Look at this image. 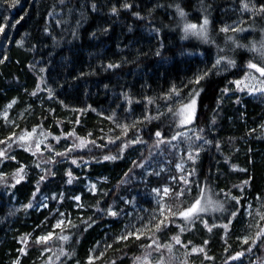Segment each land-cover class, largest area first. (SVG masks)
I'll return each instance as SVG.
<instances>
[{
    "label": "trees",
    "instance_id": "1",
    "mask_svg": "<svg viewBox=\"0 0 264 264\" xmlns=\"http://www.w3.org/2000/svg\"><path fill=\"white\" fill-rule=\"evenodd\" d=\"M263 39L264 0H0V139L16 118L59 145L39 170L8 148L0 191L27 205L0 201V264H264V91L235 85ZM149 192L158 217L124 236Z\"/></svg>",
    "mask_w": 264,
    "mask_h": 264
},
{
    "label": "rangeland",
    "instance_id": "2",
    "mask_svg": "<svg viewBox=\"0 0 264 264\" xmlns=\"http://www.w3.org/2000/svg\"><path fill=\"white\" fill-rule=\"evenodd\" d=\"M260 47L262 49L260 50V52H258V57L260 61L264 63V39L260 43ZM260 69H264V67H255L251 69V71H249L245 77L236 81L235 83L236 88L241 95H255L259 92L264 91V75L261 74ZM193 100H195V98L190 100V104L187 103L184 105V109H185L184 120L186 121H190V118L194 111L195 104L192 105ZM11 106L12 103L10 104L7 103L6 105H4L0 110V116L3 115L7 118V116H9V112L12 109ZM16 115L17 112L15 113V116ZM15 119L16 118H14L11 122L12 129H10V131L0 139V142H3V144L0 145V152L3 153V155H0L2 158L0 159V165H2L9 157L13 158L14 160L15 157H13L11 154L14 155L16 151L11 149L8 150V148L11 147L12 143L17 144V148L28 149L31 153L41 154L40 156H36V159H34L35 165L37 166L38 170L40 169L38 165H41L42 168L44 165L49 164L50 160H53L55 157V155L53 154V150L59 147L58 142L56 145H54L55 143L51 144L47 142L49 137H52L51 136L52 134L48 135V132H45L42 129H38L36 127L27 130L23 129V131L17 132L19 121ZM183 132H186V129ZM56 136L57 135L53 134V140H57ZM21 165H24L25 167L19 166L18 168L14 169L11 172L13 176L12 178L15 181L20 180L21 178H24V176H26V165L24 163H21ZM159 167L164 168V164L159 165ZM178 170L181 171L182 170L181 167L178 168ZM35 171L37 170L34 169L33 172ZM2 174L3 171L2 169H0V176ZM93 185L94 184L91 182L90 187L93 188ZM5 194H6V189H2L0 191V201L3 200L6 203V205L9 207V209L12 210L13 214H17L22 208H24V206L27 205V203H24L22 201L14 202V200H12L11 202H9L6 199ZM76 197H79V195H76L74 199L76 202L80 203V197L79 199H76ZM198 201L199 203L197 204V209L200 206L201 200L198 199ZM196 203L197 201H195L193 204ZM46 204H47L46 197H43L39 202L38 207H44L46 206ZM193 204H191L190 206H188L187 208L183 209V211L180 212H184L187 209L191 208ZM207 205H208L207 200H204L201 208L206 210L205 207ZM131 207L132 209L136 210V213H135V217L132 218L128 223H126L121 229V234H123L124 236H128L132 233L140 232L144 228V226L148 225L153 220H155L161 211V205L159 203L157 195L156 193L153 192L141 193V194L135 193L133 195ZM209 208L210 209L212 208L211 204L209 205ZM249 210H250V206H247L245 211L248 212ZM263 214H264V209H262L259 212L260 216H262ZM63 219L64 217L56 220L55 226L58 227L63 221ZM50 235H51L50 232L47 234L38 235L37 240L45 237L47 238ZM103 247H105V244L101 240L99 241L97 240V242H95L94 245H92L90 248L89 257L90 258L96 257L100 252H102Z\"/></svg>",
    "mask_w": 264,
    "mask_h": 264
},
{
    "label": "snow or ice",
    "instance_id": "3",
    "mask_svg": "<svg viewBox=\"0 0 264 264\" xmlns=\"http://www.w3.org/2000/svg\"><path fill=\"white\" fill-rule=\"evenodd\" d=\"M113 11H115V9H113ZM180 14L183 15V12L181 11ZM205 24H207V20H205ZM188 27H190V28H194L195 25H189ZM250 67H256V66H255V65H250ZM260 71H261V74L264 75V69H260ZM194 104H195V100L192 101V105H194ZM159 135H160V134L157 133V136H159ZM0 155H3V153L0 152ZM107 158H108V157H106V159H107ZM154 191H158V190H154ZM163 191H164L165 194H167L168 189H164ZM76 199H79V197H76ZM198 203H199V201H197L196 204H193L192 207L189 208V209H187L186 211H184V212H180L179 215L182 216V217H184V218H188V217H189L194 211L197 210V204H198ZM199 211H204V209L201 208V209H199ZM113 214H114V213H113ZM162 224H163V221H161V222H160V225H157V227H160ZM259 235H260V233L258 232V233H257V236H259ZM41 239H47V238L45 237V238H41ZM65 239H66V237H65ZM245 242H247V241H245ZM177 243H179V240H178V239H177ZM239 255H240V254L238 253L237 256H239ZM232 259H236V257H232Z\"/></svg>",
    "mask_w": 264,
    "mask_h": 264
}]
</instances>
